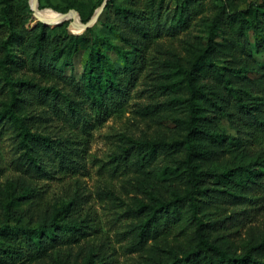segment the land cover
Masks as SVG:
<instances>
[{
    "label": "trees",
    "instance_id": "obj_1",
    "mask_svg": "<svg viewBox=\"0 0 264 264\" xmlns=\"http://www.w3.org/2000/svg\"><path fill=\"white\" fill-rule=\"evenodd\" d=\"M19 1L0 0L3 5L0 17L8 25L6 35L0 39V79L5 85L0 89V123L13 129L25 164L29 168L46 171L41 166L37 148L55 149L61 140L41 132L35 125V114L42 116L49 109H53L52 113L58 117H65L68 113L72 119H85L82 131L89 133L91 128L87 118L94 127L121 112L128 102V86L138 79L134 73L146 63L157 37L152 34V28L156 19L162 16L160 11L165 0H109L103 11L106 21L102 22L100 15L96 24L82 36L70 35L59 48L48 42V27L44 24H40V31L35 35L21 33L24 8L18 5ZM62 1L66 2L63 8L51 4H41L40 8H54L63 13L77 10L83 23L92 19L95 9L87 14L72 0ZM202 1L177 0L179 24L187 26L193 17L190 7ZM151 7L157 8L155 15ZM113 17L124 28L116 24ZM213 23L230 37V41L240 40L252 33L257 41L256 48L264 47V1L260 4L252 2L246 9H235L233 12L224 6L214 17ZM109 33L119 35L133 50L128 54L108 38ZM86 49L83 80L79 85L82 103L78 108L62 92L56 81L59 78L49 69L57 67L64 55L66 59L61 68L74 66L75 56ZM226 50L231 52L233 48L228 46ZM226 50L222 42L209 38L206 46L183 70L190 91L185 100L188 117L183 138L173 141L129 139L132 149L138 152L143 163L156 159L160 151L168 148L186 149L185 157L180 162L185 175L184 191L175 193L169 200L153 195L149 203L142 202L137 208L140 214L147 213L137 226L139 236L144 238L157 231L162 222L177 225L182 220V206H189L187 220L194 227V243L184 255L163 264H264V233L259 235L255 244L243 248L241 252L232 251L222 245L220 234L228 229L226 221L229 218L214 217L219 214L214 207L225 202L242 204L248 201L253 205L254 201L264 199V156L255 157L248 153L247 157L252 156L249 162L234 160L224 169L204 166L206 161L222 158L229 146L247 149L250 144L264 142V101L253 102L246 98L250 91L264 92V76L256 80L241 70L221 68L214 57ZM110 51L119 55L120 65L113 60ZM240 82L245 85L238 87L237 83ZM60 99L63 106L57 103ZM222 115L228 117L237 136L220 129ZM251 191L257 193L249 195ZM29 197L30 194L19 193L10 185L6 189L7 202L3 206V215L15 218L29 248L45 253L61 243L78 244L87 239L92 221L89 214L78 209L75 201L62 203L50 217H43L36 227L23 225L25 214L17 211V205ZM0 235V240L9 241L8 245H0V264L21 261L24 254L16 244L18 235L11 230L3 231ZM94 256L95 253L88 255L81 264H101ZM58 264L79 263L66 259Z\"/></svg>",
    "mask_w": 264,
    "mask_h": 264
},
{
    "label": "rangeland",
    "instance_id": "obj_2",
    "mask_svg": "<svg viewBox=\"0 0 264 264\" xmlns=\"http://www.w3.org/2000/svg\"><path fill=\"white\" fill-rule=\"evenodd\" d=\"M72 1L87 14L94 9L95 14L105 2ZM263 1L197 2L190 7L192 19L187 26H183L179 24L176 13L179 2L165 0L160 11L162 16L156 19L152 28V34L157 37L146 63L134 73L138 79L128 86V102L121 112L94 127L93 122L87 118L91 128L89 133L82 131L85 119H72L68 113L65 117H58L52 113L53 109H49L42 116L35 114L36 127L55 140H61L57 147L59 149H46L42 146L37 148L41 166L46 171H42V168H29L25 164L13 129L0 123V234L11 230L18 235L16 244L22 248L24 255L16 264H58L66 259H70L71 263L81 264L92 253H95L94 258L101 264H163L188 251L194 243V227L187 220L190 215L187 204L182 206V220L177 225L162 222L157 231L144 238L139 236L137 229L139 221L147 216V213L140 214L137 211L142 202L149 203L153 195L169 200L175 193L184 191L185 175L180 162L185 157V147L162 150L156 159L143 163L138 152L132 149L129 139L173 141L185 136V120L188 117L185 100L190 91L183 70L199 50L206 46L209 38L222 42L225 50L228 46L233 48L231 52L226 50L214 57L221 68L241 70L243 74L245 72L249 78L256 80L264 76V47L256 48L254 35L250 33L245 38L230 41V37L213 23L214 17L224 6L233 12L235 9H246L252 2L260 4ZM41 4L59 8L66 6V2L62 0H39V7ZM18 5L24 8L21 33L30 32L35 35L40 31V24H44L48 27V42L57 48L70 35L82 36L88 29L77 34L71 29L72 20L54 25L39 21L35 11L31 9L30 0H20ZM2 6L0 3V14ZM44 9L55 10L49 7ZM150 10L154 15L157 13V8L151 7ZM78 14L82 21L79 12ZM100 18L102 22L107 20L103 12ZM112 19L124 28L117 18ZM2 20L0 17V39L6 35L8 28ZM108 38L128 54L133 50L115 33H109ZM110 54L120 65L119 55L115 51H110ZM86 55L87 49L75 56L74 66L61 68L66 59L64 55L59 59L57 67L49 69L59 78L56 80L54 77L62 92L78 108L82 103L79 85L83 80ZM136 63L138 68V61ZM243 85L245 84L237 83L238 87ZM3 88L4 81L0 79V89ZM246 98L253 102H263L264 92L250 91ZM61 102L62 99L57 102L59 106H63ZM219 126L229 135H238L226 115H222ZM250 145L247 149L229 146L222 158L206 161L204 166L224 169L234 160L249 162L252 156L247 157L248 153L255 157L264 156V142ZM10 185L19 193L30 194L29 198L17 205V211L25 214L23 225L36 227L43 217H50L62 203L75 201L78 209L89 214L92 221L87 239L78 244L61 243L45 253L29 248L15 218L3 215V206L7 202L6 189ZM255 193L257 192L251 191L248 194ZM214 209L219 211L218 216L214 217L229 218L226 221L228 229L220 234L222 245L232 251L241 252L243 248L255 244L259 235L264 233L263 198L254 201L253 205L248 201L242 204L225 202ZM8 244L9 241L0 240V245Z\"/></svg>",
    "mask_w": 264,
    "mask_h": 264
},
{
    "label": "bare ground",
    "instance_id": "obj_3",
    "mask_svg": "<svg viewBox=\"0 0 264 264\" xmlns=\"http://www.w3.org/2000/svg\"><path fill=\"white\" fill-rule=\"evenodd\" d=\"M33 10L35 11V16L37 20L43 21L47 24L54 25L57 23L72 20L71 29L77 34H81L85 30V25L81 22L79 14L76 11H72L70 14H62L53 9H41L39 3L33 2ZM95 20V16H93Z\"/></svg>",
    "mask_w": 264,
    "mask_h": 264
},
{
    "label": "water",
    "instance_id": "obj_4",
    "mask_svg": "<svg viewBox=\"0 0 264 264\" xmlns=\"http://www.w3.org/2000/svg\"><path fill=\"white\" fill-rule=\"evenodd\" d=\"M38 2L39 3V0H30V5H31V9L33 10V2ZM109 0H105V2L103 3V5L99 8V9H97L96 10V12H95V14H94V16H95V20H93V17H92V19L88 22V23H83L82 21V23L85 25V30L87 29V28H90V27H92V26H94L95 24H96V22L98 21V19H99V17H100V15L102 14V12L104 11V9H105V7H106V5H107V2H108ZM72 11H74V10H72ZM72 11H69L68 13H66V14H70V13H72ZM78 13V12H77ZM35 14V13H34ZM63 14V13H62ZM80 17V16H79ZM84 30V31H85Z\"/></svg>",
    "mask_w": 264,
    "mask_h": 264
}]
</instances>
